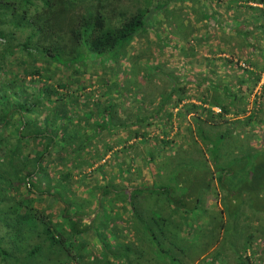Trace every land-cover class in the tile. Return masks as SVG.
<instances>
[{"label":"trees","instance_id":"16d2710c","mask_svg":"<svg viewBox=\"0 0 264 264\" xmlns=\"http://www.w3.org/2000/svg\"><path fill=\"white\" fill-rule=\"evenodd\" d=\"M213 2L219 9L227 7L234 19L251 18L242 23L245 27L230 25V34L245 44L257 43L258 35L264 38V23H259L264 0H0V264H187L191 243L200 253L189 264H216L220 253L215 259L212 254L230 225L237 224L235 211L248 217L242 226L254 227V242L264 243V152H248L220 164L236 132L230 118L249 115L237 122L250 127L255 116L264 113L262 104L258 111H247L248 96L264 71L251 62L253 52L244 55L255 73L239 67L243 79L235 85L216 82L214 59H206L211 68L207 74L197 72V77H172L153 67L143 78L149 82L156 74L164 77L160 109L142 105L137 108L145 114L128 121L119 115L125 110L119 95L105 103L102 93L88 106L89 114L92 108L100 109L102 120L74 115L91 101L88 88L95 84L75 87L72 76L86 78L98 68L112 75L128 49L146 39L150 29L157 43L174 52L181 47L172 41L188 45L196 24L207 23L202 40L211 38L213 26H222ZM157 18L169 23L171 40L159 35ZM54 70L64 76L55 81ZM98 90L109 96V80ZM58 122L64 126L59 133ZM13 127L20 130L14 136ZM115 131H128V139H113L117 142L111 145L106 133ZM151 132H160L162 139H150ZM177 135L197 149L190 157H175L169 173L167 163L161 165L164 177L157 182V164L173 151ZM149 142L160 148L137 149ZM22 149L29 152L26 157ZM147 178L151 184L141 186L139 181ZM88 180L103 182L98 200L102 205L106 200L118 203L128 214L126 220L116 215L111 222L102 220L105 212L100 211V221L84 223L89 216L84 212L92 206L72 196L76 198L74 190ZM62 186L63 191L58 188ZM109 196L113 200L108 201ZM215 207L220 208L217 213ZM123 226L127 229L120 234L117 228ZM98 230L117 233L115 243L105 248L106 254L90 257ZM252 243L249 250L255 255L261 247L253 249ZM251 256L237 264H254Z\"/></svg>","mask_w":264,"mask_h":264},{"label":"rangeland","instance_id":"374dc122","mask_svg":"<svg viewBox=\"0 0 264 264\" xmlns=\"http://www.w3.org/2000/svg\"><path fill=\"white\" fill-rule=\"evenodd\" d=\"M213 4L215 5V9H217V12L215 13L216 20H218V23L221 24L222 26H220L219 28L213 26V28L211 29V32L213 34L211 38H206L205 40H202V38H204V35L207 31L206 28L207 23H204L203 26L196 24L195 27L193 26L190 29L193 41H191L188 45L187 44L182 45L175 40L172 41V43H176L178 46L181 47L180 50L174 52L171 51L169 48H163L162 44H160L159 42L157 43L155 41V37H153L154 34L150 29V33L146 39L136 41L128 49L126 59L122 60L119 64L115 65L114 73L112 75H108L107 73L105 74L101 73L100 69L98 68L91 70V72H89L86 75V78L79 77V75L72 76L71 81L77 84L75 87L78 88L88 87L91 83L95 84V87L88 88L89 93H91V97H90L91 101L89 100L86 101V103L82 105L83 108L75 112L74 115L79 116L82 119L85 114H88L87 116L88 118L93 117L94 118L93 120L96 121L102 120L103 116H101V113L99 112L100 109L97 110L96 108H92L94 113L93 112L92 114L88 113L89 111L88 106L89 105L93 106L92 103L94 100L98 98L101 99L100 95L102 93H104L105 95L103 100L105 103L107 101H110L115 96L119 95L123 108L125 109L123 112H120L119 115H121V117L123 118H126L128 121H132L134 118H137L141 113L142 116L145 114V110L142 109L138 110L137 107L142 108V105L144 108L148 107V109H152V107H158L157 105L160 102L161 92H164L165 90V86L163 82L164 77L162 76L161 73H159V75L156 74V77L150 80L149 82H147L146 79L143 78V74L147 73V70L153 67H161V70L163 69L165 73L171 74L172 77H174L175 75H180L183 78H187L188 76L197 77V75H199L197 72H202L203 74H207L208 69L211 68V67H206L205 65L206 59H212V60L214 59L213 62L214 66L212 67V69L214 70L213 78L215 77L216 82L224 85L227 84L235 85L237 81H241L243 79L242 78L243 72L240 70L239 67H241L246 71H251L252 73H255L253 66L249 67L245 64L246 55L244 54L249 55L251 54V52H253L254 57L251 58V62L254 63V65H258V66L260 65L264 68V57L261 58V55L259 56V54L264 53V38H262L261 35H258L257 43L253 44L247 42L245 44V42L242 41V38H240L239 36L235 37L233 34H230L228 32L230 25L235 28L245 27V26H241L242 23L247 22L246 18L249 19L251 18L245 17L242 19H238V18L234 19V16H232V12H230V10H227V7L219 9L218 7H216L215 2H213ZM189 6L190 5H186V4L182 5L183 8L186 7L189 8ZM174 8L176 10L179 9L178 6H174ZM182 16L186 17L187 12L183 13ZM173 21L175 22L176 19H173ZM165 22H166L165 20L162 21L160 18L156 19L155 23L161 25L158 28V33L164 39L171 40L170 39L171 27L169 26L168 22L167 24H165ZM260 22L264 23V17L262 16L260 17L259 23ZM188 24H189V20H185L184 25L187 26ZM254 27L255 26H253V28ZM178 28L180 29L179 32L183 30V26L181 25H179ZM198 38L203 42L199 43V40L195 41V39ZM248 44L250 45L251 48L247 46ZM253 48L256 49L254 50ZM221 50H223L224 52H222ZM220 57L226 60L233 61V64L230 65L227 62L225 63L219 60ZM235 64L236 65L238 64V66H236ZM52 72L53 73L56 72V74L53 77L55 81H57L59 78H62L64 76L60 74L59 71L54 70ZM251 75L252 74H248L246 75L245 78L247 79L251 77ZM78 79L80 81H78ZM106 80H109V85L111 87L109 96L105 94V91L98 90L100 89V87H102L105 84ZM263 86H264V71L261 74V83L253 90V93L250 95V97L248 96L247 99L248 113H251L255 110L258 111L260 110L261 104L264 105ZM78 88H76V90H78ZM83 94L86 95L87 92H84ZM83 100L84 98H82L81 101L83 102ZM158 109H160V107H158ZM214 111L218 112L219 110L215 108ZM248 117L249 115L240 116L238 117V119L230 118V120H232L234 123V127H236V132H234L233 139H231L229 144L225 147L226 149L224 152L225 155L222 157L220 164L226 165L232 159L241 158L248 152H255V151L258 153L264 152V113L262 115L259 113L257 116H255L250 127H245L244 124L241 125L238 124L237 121H245ZM57 127H60L58 133L64 129V126L60 124V122H58ZM92 129L93 128H89L88 130L89 133H92ZM18 131L20 130L17 127H13L10 129V132H12L13 136ZM115 132L116 133L113 132L109 134L106 133V136L109 138L111 145L116 144L117 142V141H113V139H117L118 141H120L119 139L127 140L129 137L128 131L127 132L115 131ZM131 135H133L132 132ZM175 137L176 135H172L169 140L173 141L172 139H174ZM155 138L162 139L161 133L151 132L150 139H155ZM133 143H134L133 140L129 142L130 145ZM171 145H174L171 148L173 149V151L169 153L165 161H161L157 164L158 171L161 169V165H165V163H167V167H165V170L166 172L169 173V171L172 169V166H168V165L169 164L174 165L175 157L177 158L180 156L190 157L191 155H193V153H195V149H197L194 147L195 145L191 140H188L187 138L181 139L178 137V135L176 142ZM121 148L122 147L119 146L115 150H120ZM157 148L159 149L160 146L150 142L147 145L139 144V146L137 147V149H157ZM21 153L26 157L29 152H24V150L22 149ZM110 157L111 156H108L106 160H109ZM124 161L126 162L128 160L124 159ZM115 164L116 163H113L112 165ZM103 165L108 170L110 169L109 166H107L109 164L106 163ZM160 173H158L159 176L157 178L155 176V180L157 182L163 181L162 177H164V175ZM151 181H152L151 179L149 180V178H147L145 181L143 180L139 181V183H141V186H148L149 184H151ZM101 183L100 182L89 183L88 180L85 181L84 185H82L81 188L74 190L75 193L77 194L76 198H74V195L72 196V199L74 201H76L79 204L90 203L92 206L89 209V212H84L85 214L87 213V215H89L87 219L84 221V223L92 224L96 219H99L100 221L102 219V216L97 218L99 216L100 211H102V213L105 212L102 220L107 219L108 222H111V219L115 218L114 215L120 218L125 217L124 220H126L128 214H126V216L121 215L123 209L120 207L118 203L113 201H111V203L109 202L107 203L106 200L102 205V203L98 200L100 197V191L102 187ZM63 187L64 186L58 188L62 189L63 191L64 189ZM107 199L108 201L111 199L113 200V197L109 196L107 197ZM219 209L220 208H216L214 211L217 213ZM200 212L202 211L199 210V213ZM233 213H234V219L237 221V224L241 225L240 228L242 227V229L238 234L240 228H237V224L235 226L230 225L231 231H229L228 236L226 235L223 238V240L219 245V248L214 254H212L211 258L215 259L217 257V254L220 253V258H219L220 262L216 264H237V261H239L240 259L252 255L251 257L254 261V264H264V248H263L264 243H260L259 240L254 242L256 233L254 231L253 226H251L249 230L243 227L246 226L248 217L245 216L243 217V215L239 211H235ZM238 220L241 221L238 223ZM117 229L118 232L121 234L124 233L127 228L123 226V227H118ZM116 234L115 232L112 233L111 231H107V230L106 232L104 230H98L93 240V245H92L93 248L88 253L89 256L97 257L100 254L103 255V253H105L106 250L105 248L108 247L109 244L115 243ZM241 236L243 239L240 238ZM262 236L263 234L261 235V238ZM247 242L249 243L253 242L252 243L253 249L261 247V250L258 251L257 253L255 252V255H253L252 252L249 250L251 245ZM204 244L207 245L208 242L205 241ZM187 246L188 249H190V254L189 257L187 258V264H189L190 261H192L193 258L200 253V251L196 250L198 247L197 244L191 243L188 244ZM211 258L207 259L208 263L210 262Z\"/></svg>","mask_w":264,"mask_h":264},{"label":"crops","instance_id":"0c3cea01","mask_svg":"<svg viewBox=\"0 0 264 264\" xmlns=\"http://www.w3.org/2000/svg\"><path fill=\"white\" fill-rule=\"evenodd\" d=\"M123 213H124V212L122 211V214H121V215H122V216H126V213H124V215H123ZM123 219H125V217H122V218H121V220H123Z\"/></svg>","mask_w":264,"mask_h":264},{"label":"clouds","instance_id":"9594fccd","mask_svg":"<svg viewBox=\"0 0 264 264\" xmlns=\"http://www.w3.org/2000/svg\"><path fill=\"white\" fill-rule=\"evenodd\" d=\"M219 112V111H218Z\"/></svg>","mask_w":264,"mask_h":264}]
</instances>
